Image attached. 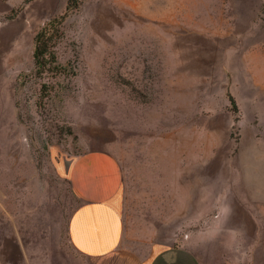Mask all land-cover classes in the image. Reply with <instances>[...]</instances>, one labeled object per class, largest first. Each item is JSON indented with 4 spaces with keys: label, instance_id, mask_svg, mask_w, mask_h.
Segmentation results:
<instances>
[{
    "label": "rangeland",
    "instance_id": "374dc122",
    "mask_svg": "<svg viewBox=\"0 0 264 264\" xmlns=\"http://www.w3.org/2000/svg\"><path fill=\"white\" fill-rule=\"evenodd\" d=\"M92 150L122 165L123 248L264 264V0H0V264H91L67 168Z\"/></svg>",
    "mask_w": 264,
    "mask_h": 264
},
{
    "label": "crops",
    "instance_id": "0c3cea01",
    "mask_svg": "<svg viewBox=\"0 0 264 264\" xmlns=\"http://www.w3.org/2000/svg\"><path fill=\"white\" fill-rule=\"evenodd\" d=\"M67 170L81 201L69 221V239L91 264H202L197 254L184 246L158 248L147 255L123 248L124 172L114 154L107 150L83 153Z\"/></svg>",
    "mask_w": 264,
    "mask_h": 264
},
{
    "label": "trees",
    "instance_id": "16d2710c",
    "mask_svg": "<svg viewBox=\"0 0 264 264\" xmlns=\"http://www.w3.org/2000/svg\"><path fill=\"white\" fill-rule=\"evenodd\" d=\"M76 4V0H68V8L71 5ZM56 20L48 21L35 35L34 42V59L35 63L39 69L46 67L48 63L52 61L51 56L52 52L50 51V43L56 32L54 27V22ZM49 54V55H48Z\"/></svg>",
    "mask_w": 264,
    "mask_h": 264
}]
</instances>
